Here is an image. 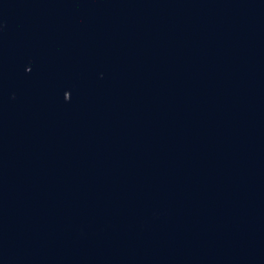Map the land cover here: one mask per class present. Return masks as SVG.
Here are the masks:
<instances>
[{"label":"water","instance_id":"obj_1","mask_svg":"<svg viewBox=\"0 0 264 264\" xmlns=\"http://www.w3.org/2000/svg\"><path fill=\"white\" fill-rule=\"evenodd\" d=\"M0 264H264V0H0Z\"/></svg>","mask_w":264,"mask_h":264}]
</instances>
